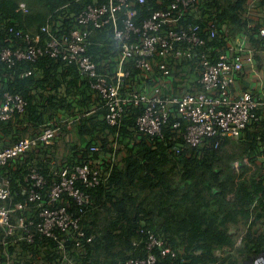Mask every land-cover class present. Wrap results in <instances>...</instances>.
I'll use <instances>...</instances> for the list:
<instances>
[{"label": "trees", "instance_id": "trees-1", "mask_svg": "<svg viewBox=\"0 0 264 264\" xmlns=\"http://www.w3.org/2000/svg\"><path fill=\"white\" fill-rule=\"evenodd\" d=\"M94 1L0 0V44H12L18 30L36 32L47 23L58 35L68 32L79 26L77 14ZM131 1L138 12L135 22L140 25L171 0ZM21 3H25L27 11ZM258 7H264V0H201V17L187 15L184 22L199 23L204 36L207 25L214 24L218 34L210 43L216 46L246 34L255 56L260 58L257 52L264 49L260 31L263 24L252 14ZM90 38L88 52L99 67L106 62L114 67L119 48L111 25L93 29ZM187 66L195 71V58L183 59L175 72ZM6 68L0 61V94L5 90L18 92L28 104L14 121L1 123L0 139L8 136L13 143L22 136H37L44 125L51 122L59 126L68 117L74 121L78 141L66 144L70 153L62 163L82 162L90 147L100 143L105 152L116 153L108 180L90 190L92 203L84 220L92 240L83 239L80 248L68 243V253L75 264H123L129 256L145 257L148 232L171 248L165 255L158 246L153 248L158 264H249L263 252V242L253 237L250 224L258 213V207L252 206L264 195V159H260L264 157V126L249 125L244 137H222L217 148L187 146L177 132L172 134L169 129L166 138L160 140L136 129L135 114L139 109L135 107L127 109L120 126H111L105 119L106 109L100 106L101 96L91 89L87 79L79 76L75 65L44 55L35 61L19 62L18 72L32 73L15 79L4 77ZM133 71L138 72L136 68ZM197 78L191 91L198 86ZM63 129L68 132L69 126ZM171 135L177 136L176 141ZM114 141L118 142L117 148ZM51 149V144L33 148L0 168L11 181L12 205L27 199L33 167L47 180L41 190L44 196L57 179L53 170L58 166L51 163L55 156ZM30 205L32 210L17 209L15 215L39 219L36 204ZM232 224L248 227L240 247H235ZM23 235L18 228L13 235L0 236V264H9V259L11 264H63L54 239L36 234L35 242L29 243ZM224 246L236 248L239 254L221 257L217 250Z\"/></svg>", "mask_w": 264, "mask_h": 264}, {"label": "built area", "instance_id": "built-area-1", "mask_svg": "<svg viewBox=\"0 0 264 264\" xmlns=\"http://www.w3.org/2000/svg\"><path fill=\"white\" fill-rule=\"evenodd\" d=\"M200 1L171 0L138 25L135 22L138 12L131 0H95L77 14L79 26L68 32L58 35L52 24L47 23L36 32L18 30L12 44H0V61L7 66L4 77L15 79L31 74V70L18 72L16 67L21 61H35L44 55L59 58L75 65L79 76L87 79L91 89L101 96L100 106L106 109L105 119L111 126H120L127 109L135 107L139 109L135 114L136 129L142 134L163 140L169 129L172 134L177 132L187 146L217 148L222 137L240 138L249 125L264 121V89L255 94L237 88L239 75L246 67L257 69L255 50L246 34L228 38L216 46L210 43L218 34L214 24L207 25L204 36L199 23L184 22L187 15L201 17ZM21 7L28 10L25 3ZM108 25L119 48L117 64L112 67L106 62L100 68L88 52L90 37L93 29ZM260 31L264 35V24ZM194 58L195 71L191 66L189 70L195 76L200 73L196 77L198 86L195 91L190 90L192 85L181 90L178 77L172 75L183 59ZM27 104L22 94L3 91L0 130L2 122H12L17 113H24ZM58 130L59 126L50 122L37 136H22L0 146V168L33 148L52 144ZM171 139L176 141L177 136L171 135ZM114 147H118L117 141ZM115 157V152H105L100 143L90 147L82 162L64 164L53 159L54 167L58 166L53 170L57 179L45 196L41 190L47 180L33 167L29 172L27 199L15 205L11 181L0 169V236L13 235L20 228L29 243L35 242L36 234L50 237L58 244L63 264H75L68 253V243L71 241L80 248L83 239L92 240V236H87L89 224L84 220L92 203L90 190L108 180ZM30 203L36 204L39 219L21 215L17 222L14 217L17 209L32 210ZM148 239L147 255L129 256L123 264H158L153 248L158 246L163 255L171 251L153 233L148 232ZM8 263L11 264L10 259ZM254 264H264V255L256 257Z\"/></svg>", "mask_w": 264, "mask_h": 264}, {"label": "crops", "instance_id": "crops-1", "mask_svg": "<svg viewBox=\"0 0 264 264\" xmlns=\"http://www.w3.org/2000/svg\"><path fill=\"white\" fill-rule=\"evenodd\" d=\"M263 52L264 49L259 50L257 52V54L260 55L259 59L258 57H256L255 67L257 66V69L246 67L244 71L240 73L239 78L237 80L238 89L251 90L255 94H259L263 91L264 88H262V86H264V55L261 56ZM259 126L260 127L264 126V121H262V123L259 124ZM245 135H246V130L244 131V136ZM0 137H1V132H0ZM0 140H2V138ZM260 159L262 160L264 159V157L261 155ZM52 160L53 158L51 159V163ZM262 172H264V170ZM254 203L255 204L252 206V208L258 207V213L254 214L250 225H252L251 227H252L253 237L260 238V240L263 242L264 245V195L263 196L260 195L258 201H255ZM249 223L247 226H249ZM247 226L237 225V224L231 225L230 230L231 233L233 234L235 247H240L243 244L244 241L243 238L248 229ZM217 254L220 255L221 257L227 258L228 255L230 254H239V253L236 250V248H230L228 246H224L217 250ZM260 255H264V250ZM233 264H239V262H234ZM249 264H254V260L251 261V263Z\"/></svg>", "mask_w": 264, "mask_h": 264}, {"label": "rangeland", "instance_id": "rangeland-1", "mask_svg": "<svg viewBox=\"0 0 264 264\" xmlns=\"http://www.w3.org/2000/svg\"><path fill=\"white\" fill-rule=\"evenodd\" d=\"M253 17L258 16V20L261 21L262 24H264V7H258V9H254L252 12ZM256 21V20H254ZM264 55V52L261 54V56ZM254 57L256 59L255 53ZM259 59V58H258ZM190 66L184 67L181 72L182 74H179L175 72L172 76L178 77V82L182 84L183 90L188 89L189 85H193L196 81V76L194 73H192L189 70ZM261 69V68H260ZM74 121H70V118L65 117L59 122V130L58 134L56 135V138L54 139V142L51 144L53 146V150L51 149V153H53L55 156H52L51 158L56 159V160H64L70 153V151L66 148V144L69 142H77L78 141V136L75 130L74 126ZM67 125L69 126V131L65 132L63 127ZM10 137L6 136V138L3 141H0V145H6L10 143ZM50 154V153H49ZM67 154V155H66ZM237 163V162H236ZM8 165H11V161H9ZM3 202V199H2ZM17 218L18 222V217L17 215H14Z\"/></svg>", "mask_w": 264, "mask_h": 264}]
</instances>
